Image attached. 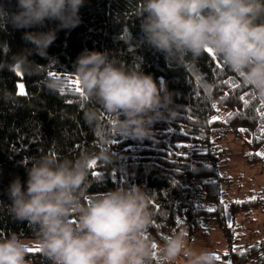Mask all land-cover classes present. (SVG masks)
Masks as SVG:
<instances>
[{"label":"trees","instance_id":"16d2710c","mask_svg":"<svg viewBox=\"0 0 264 264\" xmlns=\"http://www.w3.org/2000/svg\"><path fill=\"white\" fill-rule=\"evenodd\" d=\"M0 5L9 13L18 11L17 0H0ZM138 5L139 0H85L79 11L81 23L72 29H59V21L29 29H16L11 23L0 28V65L33 48L22 39L25 31L57 28V39L46 57L28 55L29 61L45 65L39 75L0 70V90L14 94L10 101L0 99V236L15 232L22 239H37L27 221L11 215L8 194L17 177L26 189L31 159L55 153L74 160L81 153L98 154L109 147L111 162L105 165L97 160L90 169L89 193L139 185L155 194L150 233L156 241L183 229L192 242L217 229L228 251L218 256L219 264H264V188L255 189V183L229 170V146L223 143L231 138L239 141L245 148L244 161L251 167L264 161L260 155L264 153V100L218 55L188 57L179 67L166 60L145 42L136 17ZM85 49L107 52L109 59L127 66L140 60L141 70L151 74L158 86L161 79L166 83L177 116L159 119L151 138L144 140L119 133L109 137L107 114L102 113L100 127L89 126L84 112L99 106L71 84L77 78L75 61ZM51 73L68 77L71 87L50 92L43 81ZM20 83L26 95L19 94ZM246 184L253 190L248 191ZM208 206L217 211H207ZM26 260L50 264L41 250L29 251Z\"/></svg>","mask_w":264,"mask_h":264},{"label":"clouds","instance_id":"9594fccd","mask_svg":"<svg viewBox=\"0 0 264 264\" xmlns=\"http://www.w3.org/2000/svg\"><path fill=\"white\" fill-rule=\"evenodd\" d=\"M84 2L17 0L18 11L13 13L0 5V28L11 23L16 29H29L59 21V29H72L81 23ZM136 17L145 42L176 67L213 49L264 100V0H139ZM22 39L33 48L13 55L0 70L39 75L45 65L29 61L28 55L46 57L57 28L25 31ZM73 74L85 99L99 106L85 110V122L100 127L102 113L107 114L109 137L119 133L137 140L151 138L159 119L177 116L166 83L161 79L158 86L151 74L141 70L140 60L127 66L109 59L107 52L85 49ZM43 83L52 93L71 87L69 78L61 75H48ZM0 99L10 101L14 94L0 90ZM112 158L105 147L74 160L55 153L31 159L26 189L17 177L8 194L11 215L27 221L37 239L26 241L15 232L0 236V264H28L33 244L50 264H219L216 251L190 246L183 229L172 231L162 242L155 240L150 233L154 193L139 185L89 193L92 162L107 165Z\"/></svg>","mask_w":264,"mask_h":264},{"label":"rangeland","instance_id":"374dc122","mask_svg":"<svg viewBox=\"0 0 264 264\" xmlns=\"http://www.w3.org/2000/svg\"><path fill=\"white\" fill-rule=\"evenodd\" d=\"M224 145L229 146L230 155V163L229 170L235 173L242 174L244 180L255 183V189L259 190L264 188V161L255 167L249 166L243 158V153L245 148L239 141L235 138H231L226 142H223ZM245 188L248 191L253 190V186L251 184H246ZM26 241H34L36 239H25ZM190 246L200 248V249H208L216 251L218 256L226 253L227 248L224 241V236L221 231L217 229H212L209 231L206 237L197 236L196 241L188 242ZM38 245L33 244L30 249L37 248ZM228 252V251H227ZM226 264V263H221Z\"/></svg>","mask_w":264,"mask_h":264},{"label":"snow or ice","instance_id":"6c2138e0","mask_svg":"<svg viewBox=\"0 0 264 264\" xmlns=\"http://www.w3.org/2000/svg\"><path fill=\"white\" fill-rule=\"evenodd\" d=\"M206 53L211 54L213 57H215L217 55L216 52L213 49H210V48L206 51ZM51 74L55 75V73H51ZM71 84L74 86V90L76 92H78V93H82L83 92V89L80 87V81H79L78 78H76L75 80H72ZM17 87L19 89V94L20 95H26L27 94L26 93V89H25V85L23 83L18 84ZM262 115H264V113H262ZM216 119H219V117H214L213 118V120H216ZM262 130H264V129H262ZM241 131H243V129H241ZM260 155H264V153H260ZM96 164H97V161H93L91 167L94 168L96 166ZM93 174L94 175H99L98 173H93ZM253 199H254V197H253ZM220 203H221V205H223V207L225 209H227L228 206L223 200H221ZM236 203H243V202L242 201H237ZM206 210L209 211V212H212V213H215L217 211V209L215 207H212V206H208ZM178 222H181V221L178 219ZM228 226L231 228V226H232L231 221L228 222ZM40 250L41 249L39 247H37L35 249H29V251H40Z\"/></svg>","mask_w":264,"mask_h":264}]
</instances>
